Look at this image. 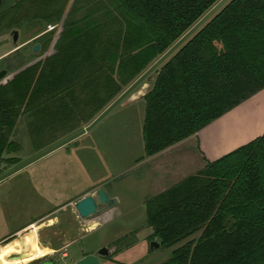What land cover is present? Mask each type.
Segmentation results:
<instances>
[{"label":"trees","instance_id":"obj_1","mask_svg":"<svg viewBox=\"0 0 264 264\" xmlns=\"http://www.w3.org/2000/svg\"><path fill=\"white\" fill-rule=\"evenodd\" d=\"M219 1L15 0L1 10L0 33L35 29L31 52L49 49L48 25L61 30L51 55L0 84V163L18 164L3 155L20 118L90 123ZM152 74L138 162L264 89V0H229ZM145 225L163 248L187 240L161 264H264V133L147 200Z\"/></svg>","mask_w":264,"mask_h":264},{"label":"rangeland","instance_id":"obj_2","mask_svg":"<svg viewBox=\"0 0 264 264\" xmlns=\"http://www.w3.org/2000/svg\"><path fill=\"white\" fill-rule=\"evenodd\" d=\"M0 1L1 11L15 0ZM55 27L53 41L43 54L31 52V44H27L33 38L25 41L35 29L24 36L18 31L17 47L12 45L11 30L0 33V70L6 71L0 84L54 52L53 45L61 24L46 27V31ZM31 54L37 58H31ZM154 79L155 75L151 73L90 131L0 182V239L44 211L69 202L55 226L47 228L38 217L30 229L8 239L12 241L33 236L38 247L53 249L29 264L45 260H54L56 264H72L75 258L82 255L96 254L99 247L114 248L115 251L108 257L99 256L98 264L163 263L174 249L187 240L171 248H151V243L158 244V241L150 240L151 229L144 224L145 202L195 174L207 162L222 157L264 133L263 89L201 129L197 136L188 139L178 149L138 165V160L143 156L142 98L151 90ZM79 119H45L33 125V122L27 123L24 118H20L10 137L14 150L4 153L3 159H15L17 165L28 161L89 124L78 125ZM183 159H187L188 163L184 164ZM17 165L0 163L1 174ZM99 183H104L101 186L104 190L113 189L120 198V204L118 210L114 207L103 215L101 220L109 222L83 238L85 221L73 213L74 203L80 199V194ZM9 244L18 251L40 252L33 248L24 249L18 240L5 245ZM7 252L1 249L2 254Z\"/></svg>","mask_w":264,"mask_h":264},{"label":"water","instance_id":"obj_3","mask_svg":"<svg viewBox=\"0 0 264 264\" xmlns=\"http://www.w3.org/2000/svg\"><path fill=\"white\" fill-rule=\"evenodd\" d=\"M229 0H220L215 4L196 24H194L175 44H173L163 55H161L144 73H142L132 84H130L113 102H111L94 120H92L86 127L78 132L62 140L58 144L48 148L47 150L37 154L26 162H23L13 169L0 175V182L16 172L22 170L33 162L39 160L43 156L53 152L54 150L70 143L76 138L84 135L90 131L103 117H105L113 108H115L122 100H124L141 82H143L151 73H153L165 60H167L178 48H180L196 31H198L210 18H212ZM1 2V1H0ZM12 45L17 47L18 31L12 30L10 32ZM39 51V45L35 44L32 47V53L36 54ZM6 75L5 70H0V80ZM118 203L117 198L111 197L103 188H97L92 193L81 197L74 203V209L77 216L84 220H93L113 207ZM157 243H151V248H158ZM111 251L107 247H101L97 250L96 254L86 255L77 260L74 264H98L99 256L108 257ZM41 259V258H39ZM39 259L32 260L29 263L35 262ZM38 264H55L54 260H45Z\"/></svg>","mask_w":264,"mask_h":264},{"label":"crops","instance_id":"obj_4","mask_svg":"<svg viewBox=\"0 0 264 264\" xmlns=\"http://www.w3.org/2000/svg\"><path fill=\"white\" fill-rule=\"evenodd\" d=\"M201 131V130H200ZM198 133V132H197ZM197 133L195 134L196 136H197ZM192 137H194V135L193 136H191V137H188L187 139H185V140H183V141H181V142H179V143H177V144H175V145H173V146H171V147H169V148H167V149H165V150H163V151H161L160 153H158V154H156V155H153V156H151V157H149V158H146V159H144V160H142V161H140V162H138L137 164L138 165H143V164H145V163H147V162H151L152 160H154V159H157V158H160V157H162V156H165V155H167L170 151H172V150H175V149H178V147L179 146H182V144L183 143H187ZM189 139V140H188ZM185 154V153H184ZM183 162H184V164L185 163H188V160L187 159H183L182 160ZM183 165V164H182ZM104 185V183H99V184H97V185H95L93 188H91V189H89V190H87L86 192H84V193H82V194H80V196L81 197H83V196H86V195H88V194H90V193H92L94 190H96L97 188H100L101 186H103ZM105 191L107 192V194L109 195V196H111V197H115V198H117V200H118V203H117V205L115 206L116 207V210H118V205L120 204V198H119V196L117 195V194H115L114 193V191H113V189L111 190V191H108L107 189H105ZM80 197V198H81ZM69 206V202H67V203H65V204H63V205H61V206H59V207H55V208H53L52 210H50V211H44L41 215H39V216H37V217H35V218H33L32 220H30L29 222H27L24 226H22V227H20L19 229H17V230H15V231H17V234H19V233H23L24 231H26V230H28V229H30L31 227H32V225L35 223V221H36V219L39 217V220H42L43 222H45V225H46V227L47 228H49V227H52V226H55L56 225V223H58V221H60V215H61V213L63 212V211H66V209H67V207ZM114 208V207H113ZM70 209V208H69ZM71 211V213H72V210H70ZM73 213H75V215L77 216V213L76 212H74L73 211ZM106 213H108V211L106 212ZM106 213H104L103 215H105ZM103 215H101V216H99V217H97V218H95V219H93V220H90V221H85V230H83L84 232H85V234L84 235H82V237L84 238L86 235H88V234H90V233H93V232H96L104 223H106V222H109V221H102L101 219L103 218ZM38 220V219H37ZM32 222H34V223H32ZM145 224V223H144ZM15 231H13V232H15ZM12 233V232H11ZM7 236H8V234H7ZM7 236H5V237H3V238H1L0 239V264H9V262H13V261H8L6 258H4L5 256H14V255H20V254H29V253H31L32 251H26V250H16L15 248H14V246L12 245V244H9V245H4V242L7 240V239H9ZM81 238V237H80ZM14 240H18V241H20V243L23 245V248L24 249H28V248H33L34 250H36V251H43V252H46V254H44V256H46L47 254H49L50 252H52V250L53 249H49L48 247H38V245H37V243H36V240H35V238L33 237V236H25V237H23V239H14ZM14 240H12V241H14ZM12 241H10V242H12ZM155 241V240H154ZM10 242H8V243H10ZM159 244V243H158ZM102 246H104V245H102ZM5 249V251L7 252V253H1V249ZM9 248H11V249H9ZM100 248V247H99ZM110 249V251H111V254L112 253H114V248H109ZM17 251V252H16ZM110 254V255H111ZM43 256V257H44ZM83 256H85V255H82V256H80V257H78V258H75L74 260H73V263L72 264H74L77 260H79L80 258H82ZM42 258V257H41ZM56 264V263H55Z\"/></svg>","mask_w":264,"mask_h":264},{"label":"bare ground","instance_id":"obj_5","mask_svg":"<svg viewBox=\"0 0 264 264\" xmlns=\"http://www.w3.org/2000/svg\"><path fill=\"white\" fill-rule=\"evenodd\" d=\"M17 252V251H16ZM46 252H35L32 251L29 254H20V255H14V256H5L4 258H6L8 261H13V262H9V264H26L32 260L35 259H39L41 257L44 256Z\"/></svg>","mask_w":264,"mask_h":264},{"label":"flooded vegetation","instance_id":"obj_6","mask_svg":"<svg viewBox=\"0 0 264 264\" xmlns=\"http://www.w3.org/2000/svg\"><path fill=\"white\" fill-rule=\"evenodd\" d=\"M14 236H17V231L8 234L7 237H8V238H12V237H14Z\"/></svg>","mask_w":264,"mask_h":264}]
</instances>
